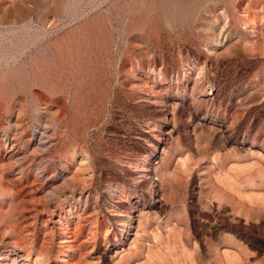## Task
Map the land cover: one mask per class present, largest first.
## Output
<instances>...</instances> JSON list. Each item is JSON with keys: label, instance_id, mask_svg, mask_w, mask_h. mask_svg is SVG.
<instances>
[{"label": "rangeland", "instance_id": "rangeland-1", "mask_svg": "<svg viewBox=\"0 0 264 264\" xmlns=\"http://www.w3.org/2000/svg\"><path fill=\"white\" fill-rule=\"evenodd\" d=\"M0 264H264V0H0Z\"/></svg>", "mask_w": 264, "mask_h": 264}, {"label": "bare ground", "instance_id": "bare-ground-1", "mask_svg": "<svg viewBox=\"0 0 264 264\" xmlns=\"http://www.w3.org/2000/svg\"><path fill=\"white\" fill-rule=\"evenodd\" d=\"M50 20V19H49ZM53 21V20H52ZM54 22V21H53ZM49 23H50V21H49ZM51 24H52V22H51ZM49 25V24H48ZM54 25V24H53ZM49 26H51V25H49ZM49 26H48V28H49ZM52 28V27H51ZM54 28V27H53ZM46 29H47V27H46ZM45 33H47V32H45Z\"/></svg>", "mask_w": 264, "mask_h": 264}]
</instances>
